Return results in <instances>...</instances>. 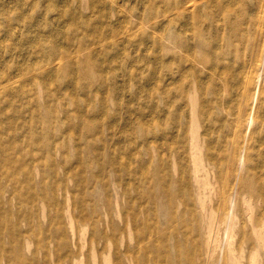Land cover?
Instances as JSON below:
<instances>
[{"label": "rangeland", "instance_id": "1", "mask_svg": "<svg viewBox=\"0 0 264 264\" xmlns=\"http://www.w3.org/2000/svg\"><path fill=\"white\" fill-rule=\"evenodd\" d=\"M194 29L175 0H0V264H264L253 26Z\"/></svg>", "mask_w": 264, "mask_h": 264}, {"label": "bare ground", "instance_id": "2", "mask_svg": "<svg viewBox=\"0 0 264 264\" xmlns=\"http://www.w3.org/2000/svg\"><path fill=\"white\" fill-rule=\"evenodd\" d=\"M227 1L229 4H226L223 0L222 1L221 0H175L176 31L174 35V42L179 48H183L186 52H190L191 50L194 49L193 48L194 44H199L200 42L196 40V35L192 37L193 41H188L187 37L185 36V33H186L184 32L185 29H190L191 27L192 29L195 28L194 32L196 31L198 35L204 33L208 37V34L214 31H220V30L223 31L227 29L234 30L236 25L239 23L242 26H243V23L252 24L253 26L252 33L254 35V38L257 41V44L254 41V49H252L251 51L249 65L245 63L246 59H244V57L242 58V61L240 64L242 66H239L241 68V70L239 71V77L243 82L245 91L249 90L251 85L254 82L253 92L255 93V99H258V94L260 93V91L261 92L264 91V83H263V79H264V10L263 8H264V5L261 4L259 6L260 8L258 9L255 5H250L249 2H247L248 6L246 5V3H244L242 6V10L244 9V12H240L239 11L240 8L237 7V5H233L232 3V1H235L237 3L239 0H227ZM197 2L199 3L200 6L202 5L204 6L205 8L204 15L206 17L212 18V16L216 17V15L219 14L213 9V6L217 4L221 5L222 12H227L226 16L229 14V17H227L225 20H223L224 18H220L221 21L223 20L220 24L218 23L216 19L214 23L211 22L210 24L205 23V25H202L201 24L202 18L198 16L199 15L197 14L198 12H196L197 14L196 15L195 10H194V8L197 6ZM192 18H194L197 21L195 25L191 21ZM211 38L212 40H215L217 39V36L214 37L212 35ZM219 42L222 44L214 43L213 45H211L212 50L214 48H217L219 45L220 46L225 45L230 50L235 49V46L233 43L229 44L224 39L222 41L219 40ZM199 62H202L203 64L208 63L206 60H199ZM250 114L251 113H248V119L249 121L252 122L255 116L254 115L250 116ZM238 124H242V120H239ZM230 231H231V228L229 226V228L226 230V235H225L226 241L229 240Z\"/></svg>", "mask_w": 264, "mask_h": 264}]
</instances>
